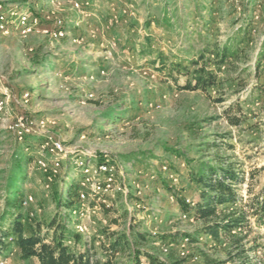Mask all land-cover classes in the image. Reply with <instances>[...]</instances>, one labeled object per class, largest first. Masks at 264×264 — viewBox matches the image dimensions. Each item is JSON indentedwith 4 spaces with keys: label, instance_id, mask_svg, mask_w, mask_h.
Returning <instances> with one entry per match:
<instances>
[{
    "label": "rangeland",
    "instance_id": "374dc122",
    "mask_svg": "<svg viewBox=\"0 0 264 264\" xmlns=\"http://www.w3.org/2000/svg\"><path fill=\"white\" fill-rule=\"evenodd\" d=\"M214 2L218 14L210 23L195 0H0V14L8 18L25 12L40 18L29 33L17 29L16 21L0 30V218L8 179L25 171L19 187L22 200L31 195L34 202L28 208L22 205L21 212L29 223L41 226L48 240L55 232L48 231V223L67 216V228L91 244L95 262L105 260L110 233L133 225L158 238L153 246L162 258L171 251L182 256L175 245L164 253L160 236L191 233L200 226L193 218H182L173 195L186 188L191 204L194 194L197 198L188 185L189 162L221 157L248 174L264 168V101L246 103L264 40V0ZM247 20L254 30L246 42L249 57L239 68L245 69L241 78L248 86L238 95L228 88L212 94L214 99L225 97L224 103L200 92L177 91L172 78L153 64L160 53L169 63L185 64L193 48L201 50L205 38L222 44ZM179 82L184 84L185 78ZM237 101L246 113L240 126L216 119ZM190 124L196 125L193 132ZM51 138L66 150L57 175L37 164L43 159L51 166L53 157L42 149ZM213 144L218 147L207 150ZM169 148L180 156L167 152ZM80 159L94 165L114 163L117 181L128 195L116 193L106 197V203L90 197L85 217L67 211L58 195L81 183ZM258 175L264 188V170ZM246 188L242 186L244 197ZM12 220H0V236ZM254 230L261 249L252 259L263 262L264 229ZM226 249L225 241L220 245L201 238L189 245L184 264H205L203 253L225 260ZM117 257L130 264L128 253ZM0 258L34 264L20 260L15 248Z\"/></svg>",
    "mask_w": 264,
    "mask_h": 264
},
{
    "label": "trees",
    "instance_id": "16d2710c",
    "mask_svg": "<svg viewBox=\"0 0 264 264\" xmlns=\"http://www.w3.org/2000/svg\"><path fill=\"white\" fill-rule=\"evenodd\" d=\"M214 1L205 0L202 3L195 0L198 8L202 7L206 10V16H201L210 23L215 22L218 14ZM253 25L251 20H247L244 27L222 44L205 38L201 50L195 52L193 48L185 64L182 61L169 63L168 58L162 53L153 64L159 72L172 78L173 85L179 92H200L209 99H214L212 96L214 92L223 93L228 88L233 90L234 95H238L248 86L241 78L245 69L239 68V63L249 57L246 42L252 35ZM206 31L208 34L211 33L210 28ZM193 35L194 31L187 33L189 38ZM254 65L255 82L249 90L247 104L264 101L262 79L264 40ZM180 78H185L184 84H180ZM214 101L224 103L227 100L225 97H219ZM220 118H225L231 126L238 127L246 119V113L242 104L237 101L229 105L216 119ZM195 127L196 125L190 124L188 130L193 132ZM217 147L215 144L208 145L207 150ZM167 152L180 156L170 148ZM79 169L81 171L80 167ZM188 169L189 188L197 193V198H194L195 194L193 196L194 204L187 203L184 194L186 188L173 195L181 212L199 222L200 226L191 233L162 235L160 242L166 246L178 247L184 239L188 240L189 245L199 243L201 238H207L220 245L225 241L227 244L225 260H214L203 253L205 264H264V261L254 262L252 259L261 249L259 236L257 234L252 236L255 233L254 229H264V188L261 187L258 175L264 168L248 174L241 166L237 167L228 159L218 157L213 162L203 160L189 162ZM24 172H20L19 176L11 175L8 179L5 208L0 220L8 216L13 217V220L9 229L0 236V254L15 248L19 251L20 260L23 262L33 260L34 264H125L117 256L126 253L130 264H184L187 261L189 256H178L172 251L167 258H162L153 246L154 240L158 238L151 237L134 225L125 232L109 234L110 242L104 248L106 258L102 262L94 261L90 250L91 244L82 234L67 228L66 222L69 221L67 216L62 218L61 222L54 218L48 223V231L55 230L51 240H48V237L42 234L41 226L36 227L29 223L21 212L23 194L19 187L24 180ZM243 185H247L244 190L245 197L242 195ZM256 185L260 187L258 191ZM166 187L172 193L173 188L169 185ZM63 189L58 195V203L70 212L79 208L80 192L83 190L81 185L71 184L67 190L63 191Z\"/></svg>",
    "mask_w": 264,
    "mask_h": 264
},
{
    "label": "built area",
    "instance_id": "2783aa9c",
    "mask_svg": "<svg viewBox=\"0 0 264 264\" xmlns=\"http://www.w3.org/2000/svg\"><path fill=\"white\" fill-rule=\"evenodd\" d=\"M75 6L79 8L80 4L76 3ZM15 21L17 23V29L22 30L23 33H29L39 26L40 18L31 17L26 12L18 14L13 13L11 14V16H9V18L4 14H0V30H8L10 28V25ZM20 134H22V132H20ZM42 149L47 151V153H49V155L53 157V160L51 166H49V164L45 160L40 159L37 162L38 166L45 172L50 171L52 175H57L61 167L62 159L66 157V150L64 145L60 141L51 138L47 142H45V144L42 146ZM77 165L81 168V172L83 174V179L80 183L83 190L80 192L81 205L79 208L71 211L73 215L85 217L87 210L84 209V206L86 201H88L90 197H93V199L99 197L98 200L101 201L103 199L102 202L106 203V197L112 196L116 193L128 195L129 191L127 190V188L118 183L115 165L109 160L101 162L98 165H94L90 161L80 159ZM33 202L34 198L31 195L26 196L24 197L22 202L23 207L28 208L32 205ZM187 203H190L189 199H187ZM31 216L33 215L31 214ZM182 218L184 220H193L185 214H183ZM77 227H79L83 231L81 226ZM170 247L171 246L164 245L162 247V251L164 253H168ZM188 247L189 242L187 239H184L180 242L178 248L180 254L183 257L188 254ZM0 264H12V262L7 258H0Z\"/></svg>",
    "mask_w": 264,
    "mask_h": 264
}]
</instances>
